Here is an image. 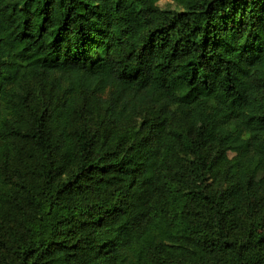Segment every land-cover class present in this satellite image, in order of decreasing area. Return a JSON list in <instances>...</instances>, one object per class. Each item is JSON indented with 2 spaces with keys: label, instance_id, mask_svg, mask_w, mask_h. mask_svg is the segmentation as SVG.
Masks as SVG:
<instances>
[{
  "label": "trees",
  "instance_id": "obj_1",
  "mask_svg": "<svg viewBox=\"0 0 264 264\" xmlns=\"http://www.w3.org/2000/svg\"><path fill=\"white\" fill-rule=\"evenodd\" d=\"M159 1L0 0V264H264V0Z\"/></svg>",
  "mask_w": 264,
  "mask_h": 264
},
{
  "label": "rangeland",
  "instance_id": "obj_2",
  "mask_svg": "<svg viewBox=\"0 0 264 264\" xmlns=\"http://www.w3.org/2000/svg\"><path fill=\"white\" fill-rule=\"evenodd\" d=\"M158 7L160 9H163V10H166V9H177L178 8V5L176 4V2H174L173 0H160L158 3H157ZM108 92H106L105 96H108ZM230 158L231 157H234V154L230 153L229 154ZM223 185H225V180L223 179L221 181Z\"/></svg>",
  "mask_w": 264,
  "mask_h": 264
}]
</instances>
